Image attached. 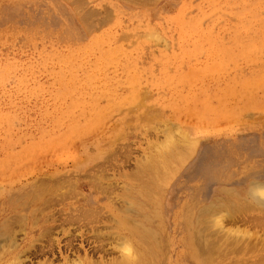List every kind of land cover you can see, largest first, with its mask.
Segmentation results:
<instances>
[{"label": "rangeland", "instance_id": "obj_1", "mask_svg": "<svg viewBox=\"0 0 264 264\" xmlns=\"http://www.w3.org/2000/svg\"><path fill=\"white\" fill-rule=\"evenodd\" d=\"M169 122L200 139L158 206L139 166ZM208 149L229 180L198 172ZM107 160L115 194L131 183L144 193L132 197L150 211L147 264H201L187 240L202 226L215 237L203 264H264V207L235 208L264 180V0H0V264L115 257L112 236L66 223L44 235L40 215L62 193L104 207L91 177ZM212 201L221 224L201 225L205 212L187 226L184 206L193 217ZM48 237L56 246L43 255Z\"/></svg>", "mask_w": 264, "mask_h": 264}, {"label": "bare ground", "instance_id": "obj_2", "mask_svg": "<svg viewBox=\"0 0 264 264\" xmlns=\"http://www.w3.org/2000/svg\"><path fill=\"white\" fill-rule=\"evenodd\" d=\"M182 126H180L177 122L165 123L164 126L160 129V131H161L160 133H162V138L161 139L159 138L160 140L153 142V147L155 148V149L153 148L154 149L153 153H150V154L146 153L145 156L141 154L142 156H144V158H143L144 161H143V159L141 160L142 162H141V165L139 166V167H141V171H140L139 176H140L141 181H143L142 179H146V182H147V183H145V181H143L142 184H143L144 188H142V189H145V188L147 189V184L150 183L149 181H150V179H152L153 185H152V188H151V191L149 194L158 195L157 198H154L157 200L158 206L161 203L162 197L164 196V194L166 195L165 199L167 198V192L169 190L171 181L174 178L175 174L180 171V168L183 167L182 165L186 162V160L192 154H194V151L197 149L198 144H199L200 138L196 137L195 133L193 135L190 134L189 131L186 128H183ZM213 150L214 149H211V150L208 149L207 154L204 156L202 164L199 165L198 172L200 170H202L201 175L205 178L204 180H210L212 178H226L227 180H229L230 176H228V175L224 176L226 171H221L223 169L222 166L221 165L218 166L214 163V159H213L214 152H213ZM175 159L177 162L175 161ZM102 162H104V161H101L100 163L96 164V166H98L96 168L97 171L94 170V172H92L93 174L91 173L93 175V176L91 175L92 176L91 181L94 182L93 186L95 189L99 190L101 193H103V195L107 196V199H109L108 203L105 204L104 207H99L97 198H93L90 201L85 199V201L83 203H80L79 205H77L76 202H80V199H76L77 201L70 202L69 199H66L69 196H66V194L62 193V194L58 195V197L56 196V198H54L53 208H51L49 211L47 210V212L44 214H40L43 217V220L46 221L44 224L45 230H44L43 234L47 235L49 233V229L51 226L63 227L62 224L66 223L69 225L78 224L79 225L78 227H76L77 225L76 226L73 225L76 228H82V227L84 228V226H86V228L89 227L91 230H93L94 237H96V238H102L105 235H108V236L110 235L113 237V240L110 241V245L112 243V245L117 250L116 252H118V254H116L115 257H113L112 259H109V260H105V259L104 260H102V259L97 260V259H94L93 256H88L87 251H86V253L84 252L85 255L83 254L84 257L82 255L79 256V254H77L78 257H76L75 261H74V259L73 260L69 259V260L73 261V264H147V260H148L147 258L150 255V252H149L150 249L147 248L145 246V244H147V243L149 244V242H151L150 237L154 233L150 227V225L152 224L151 219L149 217L150 211L148 212L140 202H138L136 200H135L136 201L135 202L134 201L135 198L133 199V197H132V192L137 193L138 195H144L141 188L139 189V187L137 186L140 183H138V184L131 183V185L129 186L130 190H131L129 192L130 194H127L125 192L124 194H122V196H120V195L118 196L117 195V194H119L118 192H117V194H115L116 188L118 187L117 183L111 177L103 176L104 170H107L108 168H113L114 163L112 161L109 162L108 160H107V162H109V163H102ZM138 165H139V161H138ZM138 165H136V166H138ZM93 168H95V167L93 166ZM77 171H79V170L77 169ZM98 171L100 172L99 174H97ZM100 174H102V175H100ZM92 178H93V180H92ZM55 180L56 179H54V181ZM62 181L63 182L66 181L67 184L71 185V187L74 186L76 189L79 186V183L76 184V182L75 183L73 182L74 183L73 184L68 178L67 179L64 178ZM56 182L57 181H55V183ZM49 183H51V182H49ZM62 184H65V183H62ZM125 186H127V185H125ZM54 187H56V186H54ZM249 194L251 196L250 197L251 198L250 204L247 203L246 201H244L241 206H237L235 208H237L238 211H241L240 208H242L244 206L249 207L250 205H254V206L256 205V207H258V206L261 207V210H262V208L264 207V180L259 181V182H255L250 187ZM72 197H73V194H72ZM49 200H50L49 198H47L45 195H42V194L39 197H37V202L42 204V206H46L49 203ZM50 203H52V202H50ZM154 203H156V201H154ZM194 203L196 206L197 202H194ZM56 205H58L59 208ZM220 206H222V205H220ZM187 208L188 207L185 208V206H184L183 211H182L183 214L184 213L187 214L186 215L187 216L186 217L187 226H191V222H193L194 220H195L196 224H200L201 223V216H203L205 212L207 214H209L210 217L205 222L203 221L201 223V225L206 223L207 227L209 225L217 226L218 224H221L223 216L225 215V214H223V216H222L221 214L220 215L218 214V216L212 217V215L215 212V209L218 208V206H216L215 203H213V201L210 202L209 204H207V206H205L203 209H201L198 212V215L196 214L197 216L194 215L192 217L191 214L189 216V212H187V210H186ZM188 209L190 210V207ZM223 211L225 212V210H221L220 212H223ZM236 215H237V213H236ZM253 219H254V217H253ZM107 221H111V222H113V224H115L116 230L113 228L115 231H113V232L112 231H107V232L99 231V229H100L99 227L101 225H104ZM73 226H71V227L74 228ZM67 227H69V226L67 225ZM83 228H82V230L85 229V228L84 229ZM89 228H88V230H89ZM108 228H109V226H108ZM111 229H112V227H111ZM202 229H203V226L200 229H196V228L192 229V232L189 231L190 240H187V241H190V244L192 246L191 248H193V253H192L193 257L196 259V261H198V263H201V264L207 262L209 260V258L211 257V254L214 251V250H212V244L215 241L214 235L205 234V237H203L202 234H200V233H202ZM228 230H230V229L228 228ZM234 230H236V229H234ZM245 231H246V229H245ZM245 231L243 232V235L245 234ZM7 232H8V230H4L1 233H7ZM60 232H62L63 234L67 233L65 231V228H61ZM70 232H71V230H70ZM81 232H82V237H84L85 233L83 231H81ZM81 232H80V234H81ZM218 232H219V230H218ZM73 234H72V236L67 238V240H66L67 246L69 245L71 247V244H73L72 240L74 239V237H77V236H75L76 232H75L74 236H73ZM233 234H234V232H233ZM237 235L239 236L238 229H237ZM235 237L233 236V238H235ZM82 239H83L82 241H84V238H82ZM55 241H56V238H53V237L47 238V245H44L41 248V252L43 255H48L47 253L51 254L50 253L52 250L51 248L54 247L53 245H55L54 244ZM187 241H185V242H187ZM238 241H240V240H238ZM99 243H100V241H99ZM67 246H66V248H67ZM45 247L46 248L51 247V248H49V250H46ZM240 247L244 248L243 246H239V244H238V246H234L233 249L241 250ZM246 247L248 248V246H246ZM99 248H100V246H99ZM53 249L55 250V248H53ZM103 249H104V247H103ZM103 249H102V251H103ZM43 257H45V256H43ZM64 258H65V256H64ZM17 262H18V264H21L20 260H17ZM13 263H15V262H13ZM40 264H54V262L51 261V259H49V260H44V261L40 262ZM68 264H71V263L68 262Z\"/></svg>", "mask_w": 264, "mask_h": 264}, {"label": "clouds", "instance_id": "obj_3", "mask_svg": "<svg viewBox=\"0 0 264 264\" xmlns=\"http://www.w3.org/2000/svg\"><path fill=\"white\" fill-rule=\"evenodd\" d=\"M130 250V249H129Z\"/></svg>", "mask_w": 264, "mask_h": 264}]
</instances>
